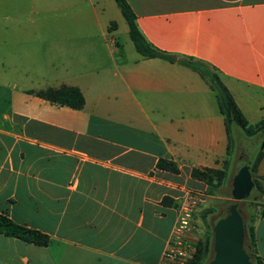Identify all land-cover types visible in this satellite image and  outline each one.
<instances>
[{
    "label": "crops",
    "instance_id": "obj_1",
    "mask_svg": "<svg viewBox=\"0 0 264 264\" xmlns=\"http://www.w3.org/2000/svg\"><path fill=\"white\" fill-rule=\"evenodd\" d=\"M126 1L153 46L207 63L248 123L264 117V0ZM118 10L106 0H0V64L20 69L0 92V214L46 236L37 244L0 231V264H158L184 187L203 194L193 219L198 241L207 238L226 196L190 171L227 169L234 151L225 153L214 91L196 69L120 44ZM80 31L107 48L114 70L90 61L101 85L66 83L80 89L82 107L52 104L30 90L44 87L48 50H76ZM254 176L264 187V155Z\"/></svg>",
    "mask_w": 264,
    "mask_h": 264
},
{
    "label": "trees",
    "instance_id": "obj_2",
    "mask_svg": "<svg viewBox=\"0 0 264 264\" xmlns=\"http://www.w3.org/2000/svg\"><path fill=\"white\" fill-rule=\"evenodd\" d=\"M120 14L124 18L127 25V34L132 42L134 49L143 57H159L168 61H177L179 63L186 64L194 69H196L200 76L205 80L208 86L214 91L216 98V103L220 113L223 115L224 127L227 133V143L225 153H229L232 144L231 141V123L234 122L237 127L243 131L245 134H253L257 137L258 145L256 150L252 153L248 165V179L250 180V192L246 198H256L260 196L264 191L263 184L256 178L255 170L256 165L260 157L264 155V117L259 120L248 123L243 117L240 110L235 105L231 96L229 95L226 87L220 81L217 73H215L211 67L200 60H194L191 57L176 56L173 53L161 50L153 46L139 30L135 22V15L130 5L126 0H114ZM36 95L48 100L50 103L55 105H65L71 108H80L84 103V97L80 89L76 85L60 83L56 86H45L38 89H31ZM157 166L162 168H167L175 171V167L170 160L164 158H159L157 160ZM225 168H214V167H192L190 174L191 176L204 181L209 188H218L222 185L225 177ZM257 204L255 201H250ZM264 203L261 204V209ZM216 208L214 209V212ZM250 220V219H249ZM248 233H249V243H250V253L254 259V264H262L260 257L256 253V248L253 240V225L251 222H246ZM207 228V242L204 243L199 240L195 245V253L193 257L190 258L184 264H201L204 260L207 249L208 242L210 238V228L208 222H206ZM0 231L5 234L20 237L22 239L35 242L37 244H44L46 242V236L35 230L33 228L25 227L21 224L14 222L12 219L4 214H0Z\"/></svg>",
    "mask_w": 264,
    "mask_h": 264
},
{
    "label": "rangeland",
    "instance_id": "obj_3",
    "mask_svg": "<svg viewBox=\"0 0 264 264\" xmlns=\"http://www.w3.org/2000/svg\"><path fill=\"white\" fill-rule=\"evenodd\" d=\"M107 1L111 2L112 6L116 10H118L117 5L114 0H106V2ZM94 6L95 8L99 9L97 1H94ZM51 20L54 21L53 18H51ZM85 27L86 25L84 24V22L80 21L78 28H80L81 30L82 28H85ZM116 39L120 44H123L124 46H129L131 49L133 48L131 41L129 40L127 36V27H126V23L123 17H121L119 22H117ZM74 42H77V49L74 51H62L58 53V52H55L54 50H48L47 66H45L43 69L46 74V77L44 78L45 82L44 83L42 82L43 83L42 85L44 87L48 85H58L59 83H62V82L63 83L70 82L72 80V77H75L73 79L79 80V81L83 78H88L90 80L94 79V81H96V84H99V85L103 83L104 80L100 78L99 76L97 77V74H95V72L88 73L89 71L94 70V67L92 65H88V63L90 61L99 59L102 62L101 64L103 63L110 64L111 56L107 54V48L103 47V45L100 44L96 39L87 38L84 35V32H81V31H80V35L76 38ZM88 42H93L95 44V50L93 52L85 50L84 43H88ZM111 55H112L114 62L119 61L120 54L118 51L112 52ZM95 56H97V58ZM110 65L111 67L109 71L112 72L114 70L113 63ZM19 72H20V69L18 68L16 71V68H8L6 65L0 64V92L12 90V88H10L11 86L4 85L3 81L5 79H9V77L11 76H15ZM85 72L87 73L83 75V73ZM231 128H232L231 129V141L233 144L234 151H233V155H230L231 157L229 156L230 164L228 168L225 169L226 173H225L224 181L220 189V192L222 193L223 196H228V194L225 192V189H227V183H228L227 180L232 171V165H233L232 163H233V158L237 150L236 148H238V150L239 148H242V149L244 148V145L241 142V139H245L247 141H250L253 138L255 139L256 143L254 147L251 144L247 148L248 152H250L249 160L251 158L252 153L256 150V147L258 145V140H259L257 137L253 136V134H247V133L245 134L243 131H241L237 127V125L234 122L231 123ZM249 192H250V189H249ZM222 199L223 198H221L220 200ZM252 200L255 201L257 204L250 202ZM262 203H263L262 196H257L256 198H253V197L246 198L245 197L241 208L247 213L249 222L252 221L256 213L259 214V211L255 207H258V206L260 207ZM198 219H199V216L197 214L196 220L198 221ZM206 242H207V238L204 243Z\"/></svg>",
    "mask_w": 264,
    "mask_h": 264
},
{
    "label": "water",
    "instance_id": "obj_4",
    "mask_svg": "<svg viewBox=\"0 0 264 264\" xmlns=\"http://www.w3.org/2000/svg\"><path fill=\"white\" fill-rule=\"evenodd\" d=\"M244 148H236L232 171L228 178V194L216 204V211L209 215L210 238L206 256L201 264H254L250 253L247 213L241 208L250 189L248 179L249 153L255 139H241ZM240 147V146H239ZM252 147V148H253ZM264 215V206L261 209Z\"/></svg>",
    "mask_w": 264,
    "mask_h": 264
},
{
    "label": "built area",
    "instance_id": "obj_5",
    "mask_svg": "<svg viewBox=\"0 0 264 264\" xmlns=\"http://www.w3.org/2000/svg\"><path fill=\"white\" fill-rule=\"evenodd\" d=\"M203 197L200 190L184 187L176 204L174 222L169 230L158 264H184L195 253L198 238L195 235L193 212Z\"/></svg>",
    "mask_w": 264,
    "mask_h": 264
}]
</instances>
